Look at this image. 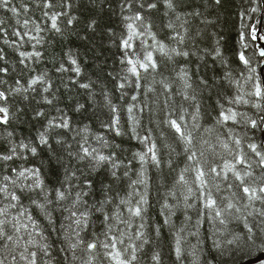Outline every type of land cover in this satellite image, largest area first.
<instances>
[{"label": "snow or ice", "instance_id": "1", "mask_svg": "<svg viewBox=\"0 0 264 264\" xmlns=\"http://www.w3.org/2000/svg\"><path fill=\"white\" fill-rule=\"evenodd\" d=\"M161 2L164 15L169 17L167 23L158 15H154L161 11ZM251 3L255 5L250 8L251 13L264 12V0H251ZM9 4L10 0H0V8L16 14L17 9L9 8ZM221 5L222 0H207L208 8ZM89 6L95 7V0H90ZM55 7L57 5H54L52 0H43L45 10ZM71 7L70 3L62 2L59 5L60 11H44V17L51 21V31L62 35L59 18L68 17L69 13L65 9ZM119 7L121 13H131L122 16L125 21L124 32L120 34L117 45L122 52L119 61L121 69L117 77L113 78L116 80L115 89L120 93L119 99L124 102L126 121L122 122L120 105L113 103L111 94L102 88L100 94L103 96V106L107 110L108 119L106 122L101 121V127L106 132L114 133V137H122L130 132L129 138L136 140L142 147L133 152L131 160L125 163L118 151L119 145H113L105 136L97 134L92 139L99 147H94L89 143L88 125L74 130L70 118L57 109L62 114L49 119L44 131L37 136L39 145L47 146V152L38 153L36 146L23 141L18 145L21 150L29 151L32 157L39 155L40 166L19 171L12 168L11 177L8 174L3 175L4 183L0 184V196L7 203L0 207V243L6 254L0 259V264H16V249L25 233L28 238L24 241L23 251L19 253L20 260L25 264H74L78 259L75 255L76 249L82 246L89 253V258L84 264H93L96 257L92 253L99 255L101 249L107 264H139L138 253L145 251V246L158 243L165 229L174 237L176 264H184L183 244L188 241V237L197 238V243L190 245L187 251V256L191 258L190 264H203L198 250L200 230L205 223L209 225L213 237L217 233L224 235L231 231L229 225L234 222L243 223L246 235L232 232L226 243L237 246L253 244L257 246L258 251L264 253V129H261V142L257 143L249 138L248 152H245L242 148V138L233 135L234 129L229 126L243 122L245 126L250 125L251 129L255 130L264 123V115H260L258 121L233 107L248 105L246 96L255 97L252 107L258 113H264V68L261 69L260 75H256L257 67L253 66V62L257 66L264 63V33L260 32L258 25L244 23L245 14L240 13L239 49L234 51L233 55L239 61L236 67L242 73L247 71V75L242 77V84L240 80L235 79L232 62L223 54L219 39L214 47L207 51L200 48L198 43L202 38V29L190 37L187 28L184 35L171 34L175 32V21H182L181 27L191 23L187 16L182 20L180 13H186L189 8H204V4L192 5L191 0H120ZM27 10L25 8V11ZM172 15L175 16V21L171 20ZM187 15L193 20H199L203 25L214 23L207 19L202 11L193 10ZM76 19V16H70L67 24L72 26ZM27 24L28 21H25L24 26ZM95 25L96 21H92L87 27L94 30ZM156 28L160 31L166 28L169 31L164 32L162 38H158L157 32L154 31ZM246 28L249 31L246 32ZM35 31L39 33L43 29L37 25ZM13 35H23L27 36L29 41L41 42L40 38L31 36L28 32H13ZM110 35L115 41L116 33L112 32ZM187 39H191L192 43L191 47L186 48ZM136 40H139V51L134 48L133 42ZM166 41H173L174 45ZM3 43L8 45V39H4ZM21 46L17 44V50ZM249 48L252 49L251 53H247ZM18 54L20 64L32 57L39 60L42 55L39 51H19ZM205 55H211L214 62L211 76L207 72L200 74L199 65L196 71L190 67L192 57L203 61ZM65 56L71 68H65L62 63L57 71L70 70L79 77L81 68L77 58L71 51L65 53ZM179 58H182L184 63H180ZM5 59V55L0 54V61ZM215 65L219 66V73ZM240 65H243V68H240ZM7 72L6 67H0V73ZM149 76L152 85H160L161 92L157 93L155 87L142 83ZM157 77L160 79L157 80ZM177 81L180 87L173 92L172 86ZM250 82L251 90L245 91V85ZM0 83L5 81L0 80ZM16 84L17 87L9 95L27 93L29 90L35 92L37 85L42 87L44 93H48L51 88L47 72L31 77L27 87H23L20 80H17ZM46 84L47 86H44ZM233 86L235 91L229 94L228 89ZM79 88L89 90V100L92 99V82L79 83ZM127 89H132V93ZM141 92L144 100H140L136 94ZM149 94H154L155 99ZM128 96L130 100L125 101ZM161 96L164 97L162 107L159 101ZM175 96L181 98L179 105ZM23 99L27 100L28 96L25 95ZM43 99L47 104L52 103L47 97ZM222 100L226 101L228 106H225ZM0 101L7 103L4 91H0ZM205 101L211 111L203 109ZM185 103L192 109L191 112L184 106ZM87 107V102H77L74 111H87ZM145 109L149 113V123L155 124L156 129H149L142 135ZM43 115L40 111L35 113L37 117ZM188 116H191V124L186 119ZM205 116L210 118L207 127L201 123ZM9 123V108L0 106V125L7 126ZM201 128L204 133H215L214 143L204 139L200 133ZM163 129H168V132L165 133ZM53 130L62 131H56L52 136L50 133ZM157 130L158 136L154 135ZM68 134H71L72 142L78 145L76 150H72V144L67 140ZM8 136H12V133L9 132ZM77 136L80 140L76 139ZM16 149L17 145H12L8 154L0 155V161L5 164L12 161L13 157L18 155ZM102 149L110 151L105 154ZM61 150L66 153L67 159ZM72 161H75V165ZM76 165L87 167L85 169ZM151 171L157 174L150 176ZM101 175L97 185L96 178ZM153 184L158 185V193L161 188L165 189L163 202L159 203L162 223H154L150 215V210L155 206L151 202ZM125 185L127 191H124ZM97 187L99 196L90 203L86 198L96 196ZM25 200L29 202L28 205H25ZM257 203L261 207L257 208ZM248 209L251 210L242 214ZM56 212L61 213L68 221L66 225H61L62 238L66 244L62 251L69 252L70 259L65 256L60 260L52 253L48 237L45 235V227H42V222H46V227L55 231ZM178 213L183 217L179 228L173 220ZM253 216L260 217L255 228L248 222V217ZM153 233L156 239H153ZM133 237L140 243L131 242ZM126 239L130 242L125 246ZM29 246L37 250H30ZM213 246L221 250V244L216 239L213 240ZM151 261L153 264H163L159 252H153Z\"/></svg>", "mask_w": 264, "mask_h": 264}, {"label": "trees", "instance_id": "2", "mask_svg": "<svg viewBox=\"0 0 264 264\" xmlns=\"http://www.w3.org/2000/svg\"><path fill=\"white\" fill-rule=\"evenodd\" d=\"M54 5H57L54 9L43 8V0H10L9 8L15 7L17 13L13 14L10 10H5L0 8V54L5 55L6 59L0 61V67H6L8 69L7 74L0 73V80L5 81V83H0V91H4L7 96V103L0 101V106H5L9 108L10 112V123L5 125H0V155L8 154L9 148L12 145H17L18 155L13 157L12 161L5 162L0 161V184L4 183L3 175L8 174L12 176L11 169L15 168L18 171L27 167H39L40 158L32 157L29 151L21 150L18 145L21 141L26 144H31L38 148V153L40 151L47 152V146H40L37 140V136L40 132L44 131V127L47 124L49 119L59 117L62 113L66 114L72 121L73 129H82L84 125H88L90 129L89 143L94 147H99L96 144L95 140L92 139L93 136L99 134L105 136L109 139V142L113 145H119L118 151L121 154V159L125 160V163H128L131 160L132 153L141 149V145L136 140H131L129 137L130 132H127L122 137H114V133L106 132L104 128L101 127V121H107L108 113L104 108L103 96L100 94L102 88L106 89L112 97L113 103L120 105L121 107V118L122 122L126 121V112L124 109V102L119 99L120 93L116 91L115 84L116 80L113 79L117 77V74L120 72L121 64L120 58L122 56L121 50L117 47L119 43V36L124 32V24L122 16L125 14L131 13H121L119 3L120 0H95V7L89 6L90 0H52ZM62 2H67L72 5L71 8L65 9L68 11L69 16H62L59 18V26L62 29V35L56 34L50 30L51 21L44 17V11H60L59 5ZM192 5L204 4V8L196 7L195 9L189 8L186 13H180L183 18L187 16L191 20L190 24L184 25L181 27L182 21H175V16H171V20L175 21V33L181 35L185 34V28L189 29L188 36L194 35L198 30L202 29V38L198 40L200 48H203L207 51H210L217 39L220 40L221 48L223 54L232 62L233 75L235 79L240 80L243 84V76L247 75L245 70L243 73L236 67L239 64V61L235 59L233 53L239 49L238 43V33L240 30V13L245 14L244 23L251 25L256 24L259 27L260 19L262 18V27L261 33H264V12L251 13L250 8L254 7L251 3V0H222V5L217 8H208L207 0H191ZM25 8L28 10L25 11ZM203 12L204 16L213 21L214 23L209 25L200 24L199 20H193L190 15L191 11ZM158 15L165 23L168 22L169 17L164 15L163 3L161 2V11L159 13H154ZM70 16H76L77 19L74 21L72 26L67 24V19ZM28 21L27 26H24V22ZM92 21H96L94 30H90L87 25ZM39 25L43 31L37 33L35 31L36 26ZM157 32L158 38H162L164 32H168V29L160 31L159 28L154 29ZM249 31V29H245ZM13 32H28L31 36H36L40 38V43H37L36 40H28L27 36L16 37L13 35ZM116 33V39L113 40V37L110 33ZM4 39H8L9 44L5 45L3 43ZM250 40V37H249ZM170 45H174L173 41H166ZM134 48L139 51V40L133 42ZM150 43V41H149ZM191 39H187L185 47H191ZM255 43V42H252ZM17 44L22 45L17 50ZM35 45V48H33ZM19 51L24 52H41V58L37 60L35 57L25 60L24 64H20ZM71 53L77 58L78 64L81 68V75L77 77L75 73L69 71L60 72L57 69L63 63V66L67 69L71 68V65L68 62L67 56L65 53ZM252 49H247V53H251ZM204 55L203 53H199ZM159 59V57H157ZM180 63H184L182 58H179ZM259 66L253 62V66L257 67L256 75H260L262 65ZM199 67L200 74L207 72L209 76L212 75L211 69L214 67V62L211 55H205L204 60L200 61L197 57H192V64L190 65L193 71L197 70ZM203 65H207L204 67ZM216 71L219 73L220 68L218 65H215ZM240 68H243V65H240ZM47 72L48 74V84L51 85L50 91L44 93L42 87L37 85V90L35 92L29 90L27 93L21 92L20 94L9 95L12 90L17 87L16 81L20 80L23 87H27V82L31 77L37 76L41 73ZM160 78L157 77V80ZM76 81V83H73ZM92 82L91 92L94 93L91 100H89V90H84L79 88V83H89ZM143 84L146 86L155 87L157 93L161 92L162 89L157 83L152 85L151 77H147ZM44 86H47L44 85ZM180 87L179 82L173 84L172 91L175 92ZM251 90V82L245 85V91ZM131 94L132 89H127ZM235 91V87L228 89L229 94ZM140 100H144L145 97L143 93H136ZM27 95L28 99L24 100L23 97ZM155 99L154 94H149ZM44 97H47L49 100H52L51 104L44 102ZM245 99L249 100L248 105H233L238 111L244 112L247 116L252 119L259 121L260 115L264 113H258L255 108L252 107V103L255 102V97L246 96ZM130 96L125 97V101H129ZM160 106H163L164 97L159 98ZM175 101L177 105L180 104L181 98L175 96ZM86 103L88 104L87 111H82L76 113L74 107L76 103ZM225 106H228L226 101H223ZM186 108H189L187 103L184 105ZM155 107V105H153ZM57 109L62 110L58 112ZM203 109L206 111H211L208 107V102L203 103ZM36 111L43 112V116H35ZM191 112L192 109L189 108ZM148 111L145 109L143 113L142 124L143 128L141 134L143 135L149 129H156L155 124H150L148 120ZM162 118V114H161ZM189 124H191V116L186 117ZM209 117L205 116L201 123L205 127L209 126ZM234 129L233 135L242 138V148L245 152H248L247 144L249 143V138L252 141L260 143L261 142V129H264V123L260 124V128L251 129L250 125L245 126L243 122L240 125H229ZM56 131L62 130H53L50 135L54 136ZM165 133L168 132V129H163ZM223 131V130H221ZM11 132L12 136H8V133ZM200 133L203 134L204 139H208L211 142H215V133L208 134L203 132V128L200 129ZM247 133V135H245ZM154 135L158 136L159 131H155ZM226 135V133H225ZM77 140H80V137H76ZM67 140L72 144V150H76L78 145L71 140V134L67 135ZM11 142V144L9 143ZM54 143V140L52 141ZM87 146V145H86ZM102 151L107 154L110 149H102ZM62 154L67 159L66 153L61 150ZM27 157V159H25ZM126 158V159H125ZM72 164L75 165V161H72ZM135 164V162H133ZM138 167V165H135ZM182 166V165H181ZM76 167H84L86 169L87 165L81 166L76 165ZM167 172V169H165ZM122 174V173H121ZM150 176H155L157 173L151 171ZM47 175V173H46ZM103 175V174H102ZM102 175L97 177V185H99V180L102 178ZM175 175V173H173ZM133 178H135L133 174ZM49 179H52L49 177ZM81 183H83V178H81ZM170 186V183H169ZM157 184H153L151 188V202L155 205L150 210V215L153 222L159 221L163 222V218L160 217L159 212V203L163 202V193L165 189L161 188L160 193L157 192ZM12 190V186H10ZM124 191H127L126 185L124 186ZM124 192L121 193L123 195ZM99 191L97 187V194L94 197H88L86 199L91 203L94 199L98 198ZM7 201L3 200V197L0 196V207H3ZM25 205H28V201H24ZM256 207L259 208L261 205L256 204ZM251 209L245 210L247 211ZM15 212L16 210H11ZM67 215V214H64ZM42 219V218H41ZM183 217L182 214H177V217H173L176 227L179 228L181 225ZM195 220V213H193V222ZM260 220V217L253 216L248 217V222L250 226H256L257 222ZM55 231L51 228L46 227V222H42V227H45V235L48 237V243L51 245L52 253L60 260H63L65 256L69 259L71 254L69 252L62 251L66 248L64 239L62 238V224H67L68 221L64 219V216L61 213H55ZM123 227V226H122ZM99 228L97 222V230ZM231 231L226 232L224 235L219 233L216 236L211 235V229L207 223L200 230L199 234V250L198 254L201 257L203 264H238L247 259H250L260 253L257 246L253 244H242L237 245H228L226 241L231 238L232 232L239 233L242 236L246 235V230L243 228V223L234 222L229 225ZM183 235V234H182ZM27 234H24L23 240L20 243V246L16 249V264H25L24 261L20 260L19 253L23 251L24 241L27 240ZM39 240V237L36 238ZM153 239L155 234L153 233ZM216 239L221 244V250H217L213 246V240ZM127 239L125 240V246L129 243ZM136 244H139L140 241H136L133 237V241ZM196 237H188V241L183 244L185 249V256L183 258L184 264H190V257L187 256V251L190 248V245L196 244ZM174 237L171 233L165 229L162 232L161 237L159 238L158 243L150 244L145 246V251L138 253L139 255V264H153L151 261V255L153 252H159L163 259V264H176V258L173 251ZM30 247V246H29ZM123 247V246H119ZM30 250H37L30 247ZM221 252L223 254H221ZM99 255L96 252H93L92 255L95 256L93 264H101L103 261L104 264H107V261H104L103 250H99ZM6 250L3 249L2 243H0V259L4 257ZM75 255L78 259L74 264H84L85 261L89 258V253L83 248H77ZM10 259V257H9ZM264 264V262L260 263Z\"/></svg>", "mask_w": 264, "mask_h": 264}, {"label": "water", "instance_id": "3", "mask_svg": "<svg viewBox=\"0 0 264 264\" xmlns=\"http://www.w3.org/2000/svg\"><path fill=\"white\" fill-rule=\"evenodd\" d=\"M261 27H262V18L260 19V24H259L260 32H261ZM262 68H264V64L262 65ZM262 262H264V253L260 252L258 255L238 264H260Z\"/></svg>", "mask_w": 264, "mask_h": 264}]
</instances>
